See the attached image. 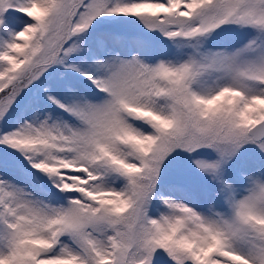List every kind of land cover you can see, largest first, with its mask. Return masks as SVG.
Returning <instances> with one entry per match:
<instances>
[{"label": "snow or ice", "instance_id": "obj_1", "mask_svg": "<svg viewBox=\"0 0 264 264\" xmlns=\"http://www.w3.org/2000/svg\"><path fill=\"white\" fill-rule=\"evenodd\" d=\"M0 264H264V0H0Z\"/></svg>", "mask_w": 264, "mask_h": 264}]
</instances>
